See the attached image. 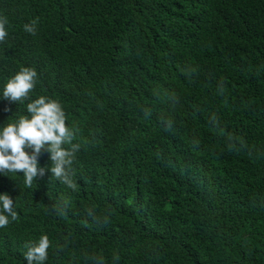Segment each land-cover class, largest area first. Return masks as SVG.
<instances>
[{"label":"trees","instance_id":"16d2710c","mask_svg":"<svg viewBox=\"0 0 264 264\" xmlns=\"http://www.w3.org/2000/svg\"><path fill=\"white\" fill-rule=\"evenodd\" d=\"M0 19V126L58 103L71 180L47 145L31 185L0 173V264L42 235L43 264H264V0H0Z\"/></svg>","mask_w":264,"mask_h":264},{"label":"clouds","instance_id":"9594fccd","mask_svg":"<svg viewBox=\"0 0 264 264\" xmlns=\"http://www.w3.org/2000/svg\"><path fill=\"white\" fill-rule=\"evenodd\" d=\"M6 20L0 19V40L6 35ZM26 29L32 31L29 25ZM36 72L24 68L14 77L9 79L2 90V97L10 102L19 101L28 95L34 87ZM29 117H21L14 122L0 126V173L7 171L22 172L25 182L31 185L33 179L43 172L38 167L36 153L47 145L54 167L51 171L57 177L71 184L66 175L64 165L70 163L69 152L62 144L70 138L69 130L65 126L64 113L55 101H46L41 96L27 104ZM33 151L30 154L27 149ZM13 199L8 192H0V226L9 222V215L15 218L17 213L13 209ZM7 213V214H6ZM49 239L46 235L39 238L38 243L31 246L25 253L27 264H43L47 256Z\"/></svg>","mask_w":264,"mask_h":264}]
</instances>
